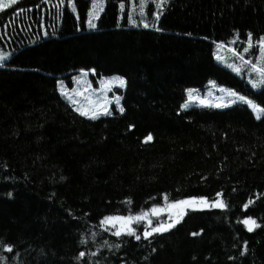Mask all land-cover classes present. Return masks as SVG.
I'll use <instances>...</instances> for the list:
<instances>
[{"label":"trees","instance_id":"16d2710c","mask_svg":"<svg viewBox=\"0 0 264 264\" xmlns=\"http://www.w3.org/2000/svg\"><path fill=\"white\" fill-rule=\"evenodd\" d=\"M74 2L0 11L12 67L0 70V241L13 247L0 246V264H264V113L247 103L264 107V82L214 59L218 45L243 54L249 32L264 36V0H147L143 15L139 0H106L95 27L92 0ZM81 69L126 82L96 119L57 94ZM210 86L237 104L182 112L188 89ZM165 194L227 207L140 240L101 223Z\"/></svg>","mask_w":264,"mask_h":264},{"label":"snow or ice","instance_id":"6c2138e0","mask_svg":"<svg viewBox=\"0 0 264 264\" xmlns=\"http://www.w3.org/2000/svg\"><path fill=\"white\" fill-rule=\"evenodd\" d=\"M66 0H59V3L56 5V7L59 9L61 4H65ZM147 0H139L140 4V11L141 15L144 14V6ZM18 3V0H0V11L7 9L8 7L15 5ZM106 3V0H92V6L91 9L89 10V26L90 27H95V24L93 23V20L99 19V13L103 12L104 10V5ZM165 0H160L159 7L163 8L164 7ZM67 4L71 7L72 11H76V5L74 0H67ZM121 10L125 8V4L121 3L120 4ZM161 15L160 12L156 13L157 19H159V16ZM129 20L131 23L135 24L136 20L133 19L131 16L129 17ZM145 27L148 25L145 24ZM232 43H235V41H232ZM247 47L243 49L244 53L250 52L255 46H258L259 48V55L261 60H264V36H261L255 40L253 39V34L251 32L248 33L247 35ZM231 51L240 57L241 60L244 59L243 54L237 52L235 48H232ZM222 58V57H218ZM0 60H3V57H0ZM250 63V62H249ZM253 68L255 71L259 72L261 82H264V67L261 66H256L253 65ZM239 71V69H236ZM87 70L81 69L82 73H85ZM95 71V70H92ZM61 84L63 83L62 81L60 82ZM119 83L121 86H123L126 82L120 78ZM194 89H188L189 93V99H196L194 96H192V93L194 92ZM66 95V93H65ZM229 95L236 96L238 95L235 92L229 91ZM241 100H246L245 97H239ZM201 103H207V101H201ZM247 103L253 107L254 109L257 110L259 113H264V107H262L259 104L253 103L251 100H247ZM224 105H217V107H222ZM185 108L188 107V104L185 103L183 106ZM77 111H80L82 115H90L92 119H96L99 112L97 110H82L80 108H77ZM120 111L123 112L124 109L121 107ZM103 112L107 113L108 109L105 106L103 108ZM259 118V117H258ZM152 136L149 135L146 137L145 142L151 141ZM218 196L221 195L220 193L217 194ZM165 201L166 203L168 202V197L165 194ZM251 203V201H249ZM207 207H214V208H226L227 205L222 201H213L209 202L206 197H188L185 199H179V200H172L171 203H167V208H161L159 205H153V207L148 210V211H140L135 214L129 213L127 216H106L104 219L101 221L102 224L106 226H111L112 228H116V231L114 232V235L116 236H122V235H129V236H134L136 240L141 239V235L137 234V229L133 227V224H141L142 222L144 223V228H143V236L144 238L151 237L155 233H164L169 231L170 229L174 228L176 224L180 223L182 218L186 215V210L191 208V209H203ZM245 208H247V205H245ZM167 211L169 213V220L167 222L158 220V222L153 225V220L151 216L155 217H160L161 213ZM243 223L249 227V230L251 231L252 228L259 227V225L256 223V221L252 217H247ZM192 235H198V233H192ZM0 246H3L6 248L8 252L13 251V247L11 245L4 244L3 241H0ZM86 254L84 252L80 253V257H84Z\"/></svg>","mask_w":264,"mask_h":264},{"label":"rangeland","instance_id":"374dc122","mask_svg":"<svg viewBox=\"0 0 264 264\" xmlns=\"http://www.w3.org/2000/svg\"><path fill=\"white\" fill-rule=\"evenodd\" d=\"M218 50H219L218 53H215L214 56H215V59L220 61L222 65L229 66V67H232V68H236V65L241 64L242 62H246L248 60V59L244 58L242 60V62L233 63L229 59L225 58L224 54L221 55V53H222L221 47L218 48ZM218 57H222V58H218ZM256 66H260V64H256ZM252 69H254V68L252 67ZM256 73L259 75V72L256 71ZM84 77H85L84 80H81V81L76 80L75 82H73V83H75V86L77 87L78 85L87 83V84H89L91 86V88L94 89L95 86L93 85L89 74L85 73ZM102 82H104V85H103V87L99 88L98 90H96V89L91 90V89L87 88V89H84V90L81 91V92H94V93L91 94V96H90V98H89V100L87 102H85L83 100L81 102H79L78 105H77V106H79L78 108H80L82 110H89L90 111L88 105H90L91 107L95 108V107H97L100 104V100H102V102L99 105V107L103 110V108L106 106L107 94H108V92H112L111 91V83H115L114 86H118V87H120L121 85L119 83V79L118 78H116V80H114V79L107 80V81L102 80ZM69 89L70 88L65 85V90H69ZM209 95H212V94H209ZM212 97H213V103H215L217 105L226 104L227 101L231 99V97L229 95L218 96L217 94H213ZM198 100L201 102V100H204V99L203 98L199 99V97H198ZM88 117H90V115H88ZM167 214H168V217H169V213L168 212H167Z\"/></svg>","mask_w":264,"mask_h":264}]
</instances>
